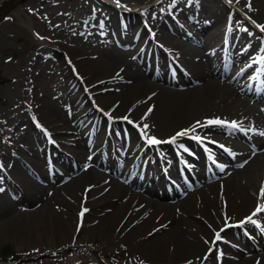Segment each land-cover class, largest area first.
<instances>
[{
    "label": "bare ground",
    "instance_id": "1",
    "mask_svg": "<svg viewBox=\"0 0 264 264\" xmlns=\"http://www.w3.org/2000/svg\"><path fill=\"white\" fill-rule=\"evenodd\" d=\"M94 2L97 7L73 30L76 55L70 56L82 59L79 77L69 72L66 62L67 66L53 61L51 55H39L41 59L36 58L30 71L34 73L32 97L26 103L35 117L5 128L1 135L17 148L8 154L12 162L0 159L7 170L0 216L8 217L0 224V234L25 236L21 246L46 253L79 246L99 232L104 238L95 244L96 252L108 264H188L190 260L193 264H264V232L256 226L221 232L227 242L214 239L215 232L226 227L225 216L237 224L257 203H264L260 198L264 137L259 135L264 132V63H254L264 59V33L219 0H120L126 9L104 0ZM233 3L252 21L264 25V0H251L252 10L246 7L248 0ZM138 19L153 23L169 54L153 44L140 23L135 30ZM20 23L31 35L30 42L44 44L30 23ZM68 64L77 69L78 64ZM53 72L62 75L65 83L61 110L54 102L58 93L42 88ZM149 108L153 111L142 119ZM97 111L98 118L88 117ZM121 112L132 121L150 125L148 135L161 140L197 121L216 118L237 121L255 132L245 135L218 126L198 127L190 135H200L202 142L179 138L174 145L163 144L164 154L157 155L140 147L142 142L134 131L120 122L112 124L117 138L106 137L101 131L109 123L106 114L114 119ZM51 138L70 150L49 158L43 149L51 145ZM206 145L216 147L211 159L204 157ZM173 146L188 156L190 148L198 147L199 156L192 165H183L177 162ZM219 165L225 166L224 171ZM30 176L56 186H51L48 196L45 189L36 187L27 199L34 208L22 219L14 218L9 199L12 188L30 184ZM173 178L181 181L178 187ZM60 196L73 201L68 222H64L68 237L50 206ZM24 202L19 204L24 206ZM103 207L110 209L100 217ZM85 208L88 211L81 218ZM260 223L264 226V216ZM87 226L85 236L78 237ZM234 229L241 230L233 236ZM214 245L223 257L218 260V252L213 251L203 259Z\"/></svg>",
    "mask_w": 264,
    "mask_h": 264
},
{
    "label": "rangeland",
    "instance_id": "2",
    "mask_svg": "<svg viewBox=\"0 0 264 264\" xmlns=\"http://www.w3.org/2000/svg\"><path fill=\"white\" fill-rule=\"evenodd\" d=\"M18 1L19 0H14L15 3ZM106 1L117 8H127L118 7L115 3V0ZM219 1L222 3L226 2L228 5L237 9L238 12H240V14L245 18V20L254 26L257 32H259V30L251 22L252 19L249 20L248 15L243 12L240 7H238L233 2L229 4L228 0ZM120 4L123 5L121 2ZM95 6L96 3L94 0H27L23 5H16L14 10L9 14L8 19L5 22L3 21L0 23V81L4 82L3 86L0 88V159L3 158L4 161L9 160L12 162L13 158L8 156V154H12V150L17 148L16 144L1 136L4 134L5 128L8 129L13 127L14 124L24 122V120L30 119L31 117H35L30 105L28 106L26 104L32 97V88L30 82L32 81L34 73L30 71L32 69V65L35 63L34 61H36V58L41 59L39 55H51L53 61L56 63L66 62L69 72L71 74L73 73L74 76H77L79 70L81 71L82 69V59H74L72 57L73 55H76L75 52L72 51L76 46V42L74 40L76 39V35L73 30L76 28L78 23H82V17H85L90 12H92L93 7ZM17 14H19V17ZM21 20L31 24L33 29L32 31H34V33L37 35L39 39L38 41L44 43L43 45L40 46L38 43L33 42L32 40L30 42L31 35H28V33H26V31L22 28L20 23ZM142 20H147L151 23V25L153 24L149 19H138L135 21V23H141ZM99 38L103 41L101 36L98 37V40ZM104 40H106V38ZM55 52L58 57H54ZM167 54H169L168 51ZM68 58L70 59L68 60ZM68 61L75 65L80 64L81 67L76 65L77 69L72 68V66L69 68ZM63 80L64 79L62 75L57 72H53L47 75L44 81L46 82V88L42 86V88L47 90L48 93L51 91L58 93L57 97L54 98V102L60 110L63 109L60 101L65 99L66 95L63 85L65 83ZM83 88L86 89L84 86ZM97 112L98 113L91 114L88 117L92 119L98 118L99 111ZM124 114L125 113L123 112L117 114L116 120L132 128L130 124L122 119L125 117ZM128 119L131 118L128 117ZM137 122L142 126L144 125L142 120ZM101 131L104 134L107 131L109 134L108 128H106L105 124ZM114 138L115 136L111 139ZM52 143L53 146L47 147L45 145L43 149L44 152L48 154L49 158H53V156H55L59 150L63 152L70 150L69 146L64 145L59 140L53 141ZM190 154L193 157L198 156L195 149H192ZM16 156L17 158L19 156V160L20 157L22 158L20 154ZM177 158L181 160L185 158L190 163H192V157H190V155L187 157V155L180 153L177 155ZM133 159L134 158H130L129 162H132ZM109 163L110 162L108 159L107 165ZM6 172V169L0 168V188L3 190L5 189V186H7L4 182V178H6ZM104 172L106 175L112 177V175L107 171L104 170ZM170 172L174 173L173 170H170ZM29 180V185L25 186L24 184L20 183L16 186H13L12 188L13 196H11L9 199L12 210H15V213L12 215L14 218L21 216L22 219L25 216L26 211H31L34 208V205H29L30 203L27 201V199L31 193L35 191L36 187L40 186L45 189L44 195L48 196L46 194L49 191L51 192V186H56L54 185V182H49L50 186H48L46 183L43 184V182L37 180V178H34L33 176H30ZM176 180L180 182L179 179ZM2 194L3 191H0V199L3 196ZM21 199L25 200L24 206L19 204ZM71 202L73 201L70 198L60 196L57 198L55 204L50 205L53 216H56V218L62 220L59 226L66 236L68 235V230L64 222H68L69 215L67 214L71 213L69 208L70 205H72ZM168 202H170V200ZM171 202H174V200H171ZM109 209L110 208L106 207L99 209V216L103 217L104 214L109 212ZM7 218L8 217L6 216H0V224L5 223ZM10 218L11 217H9V219ZM89 227L90 226L84 228L82 233H78V237L85 236L84 234L88 232L87 230H89ZM46 229L48 230V228ZM234 234L235 233H233V236ZM102 236L103 235L99 234V232H96L95 235L89 236L88 242L83 241L82 243L78 244L79 246L65 248L63 250L53 252L40 253L36 250L29 251V248H27L28 246H21L24 242V239L26 238L25 236H4L0 234V264H108V262H105L103 259H101L96 252L95 244H98L101 239L104 238ZM248 236H250L249 239L251 240L254 238L250 234H248ZM6 251L9 252L6 253ZM202 262L205 263V260H202ZM124 264L135 263L133 261H127Z\"/></svg>",
    "mask_w": 264,
    "mask_h": 264
},
{
    "label": "snow or ice",
    "instance_id": "3",
    "mask_svg": "<svg viewBox=\"0 0 264 264\" xmlns=\"http://www.w3.org/2000/svg\"><path fill=\"white\" fill-rule=\"evenodd\" d=\"M228 2H229V4H231L233 2V0H228ZM237 2H239V0H237ZM115 3L117 4L118 7H126V6L120 4V0H115ZM246 7H248L249 10H252L251 0H248ZM248 19L251 20V17H249ZM251 22L255 25V27L259 30L260 33H264V25L258 24V23H256V21H251ZM99 26L101 28H103L104 27L103 22H101ZM254 63H264V59H261L260 61H254ZM152 111H153V109L149 108L148 112L145 114V116L142 119H147V116L150 115ZM106 115H108L109 119H111L110 114H106ZM122 119L125 120L128 124H133L135 127H137L140 131L142 138L145 140V142L149 146H159V145H163V144H173L174 145L177 143V140L179 138H184V137H189L190 139L195 140L197 142H202L203 138L200 135H190V133L195 132L198 127L206 128L209 126H218V127H223V128L229 129L231 131L238 130V131L244 133L245 135L248 134V131L255 132L254 128L253 129H245L237 121H227L225 119L216 118V119H209L205 122L197 121L196 124L193 125L191 128L182 129V130L176 132V134L174 136H172L171 138H169L167 140H161L154 135H148L147 130L150 128V125L144 124L143 127L141 128L139 124H136L131 119H128L127 116L123 117ZM259 135L264 137V132H260ZM211 143H215V141H211ZM180 147L184 148L183 145H180ZM219 147L223 148L225 151L230 152V150L226 149L224 145H219ZM184 151L188 152L189 150L187 148H184ZM209 158L211 159V156ZM89 159H91V157H89ZM212 162L214 164L216 163L215 160H213ZM2 167L3 166L0 165V168H2ZM240 167H243V165H240ZM219 168H220V171H224L225 166L219 165ZM0 191H3V189L0 188ZM260 198L264 199V187H262L260 190ZM87 211H88L87 208H85L83 211H81L79 214L80 217L83 218ZM261 216H264V203H257V205L255 206V208L251 212V214L248 215L247 217H245L242 221L238 222L237 224L229 223L228 221L231 218L225 216L226 227L224 229H221L220 231L215 232V237H214L215 242H227L222 237L221 232L226 231L227 229H230V228H234V227L235 228H244L245 225H248V224L254 225L257 228H259L262 232H264V226H262L260 223V217ZM206 243H207V241H206ZM213 251L218 252V255H217L218 260L221 257H223V255H224V253L222 251H220L218 248H216L214 245L213 248L210 249L209 252L205 254L203 259L207 260ZM141 264H143V262H141ZM188 264H193V261H191V260L188 261ZM257 264H259V261H257Z\"/></svg>",
    "mask_w": 264,
    "mask_h": 264
},
{
    "label": "trees",
    "instance_id": "4",
    "mask_svg": "<svg viewBox=\"0 0 264 264\" xmlns=\"http://www.w3.org/2000/svg\"><path fill=\"white\" fill-rule=\"evenodd\" d=\"M13 1V0H12ZM6 3L2 6H0V15L4 16L6 12L13 7V2ZM20 2L24 3V0H20ZM2 20V17H0V21ZM1 85V84H0Z\"/></svg>",
    "mask_w": 264,
    "mask_h": 264
}]
</instances>
